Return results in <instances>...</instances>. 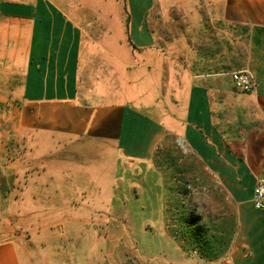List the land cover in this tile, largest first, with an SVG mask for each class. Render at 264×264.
I'll return each instance as SVG.
<instances>
[{
	"label": "crops",
	"instance_id": "crops-1",
	"mask_svg": "<svg viewBox=\"0 0 264 264\" xmlns=\"http://www.w3.org/2000/svg\"><path fill=\"white\" fill-rule=\"evenodd\" d=\"M179 1L171 26L152 33L148 0H0V264H46L45 249L21 242L30 194L55 191L20 161L33 134L86 140L108 161L170 158L217 210L210 225L228 240L229 264H264V210L252 204L264 176V0ZM238 70L253 75V92L235 87ZM96 81L112 100L79 98ZM156 168L150 192L164 209L166 167ZM74 188L64 191H83ZM172 255L171 264H216Z\"/></svg>",
	"mask_w": 264,
	"mask_h": 264
},
{
	"label": "rangeland",
	"instance_id": "rangeland-1",
	"mask_svg": "<svg viewBox=\"0 0 264 264\" xmlns=\"http://www.w3.org/2000/svg\"><path fill=\"white\" fill-rule=\"evenodd\" d=\"M97 3L101 6L102 2ZM180 3L185 4L179 0H148L152 33L155 23L171 26L173 9ZM156 9L163 13L157 19ZM150 68L152 76H147L151 79L153 66ZM98 85L102 84L96 81L94 88L80 89L79 98L112 100L107 97V88ZM32 137L35 140L29 145L19 146L20 161L24 165L28 162L36 183L55 186V191L46 188V192L30 194L34 206L25 210L21 242L24 248L45 249L46 264H171L177 260L172 255L176 249L206 262L229 264L225 256L228 240L217 225H210V214L217 210L212 211L203 202L199 179L178 176L170 158L165 163L154 158L148 164L118 158L108 161L105 148L86 140H58L49 134ZM173 150L182 156L184 149L181 143H175ZM28 151H33L31 157H25ZM94 152L97 155L93 156ZM160 164L166 167L161 178L164 209L150 192L158 183L155 170L161 173L156 168ZM74 185V190L85 192L64 191ZM58 186H63L62 192ZM146 204L153 207L142 208Z\"/></svg>",
	"mask_w": 264,
	"mask_h": 264
},
{
	"label": "built area",
	"instance_id": "built-area-1",
	"mask_svg": "<svg viewBox=\"0 0 264 264\" xmlns=\"http://www.w3.org/2000/svg\"><path fill=\"white\" fill-rule=\"evenodd\" d=\"M235 87L244 93H251L255 89L253 75L247 70H238L231 73ZM252 204L256 210H264V176L257 180L253 189Z\"/></svg>",
	"mask_w": 264,
	"mask_h": 264
}]
</instances>
